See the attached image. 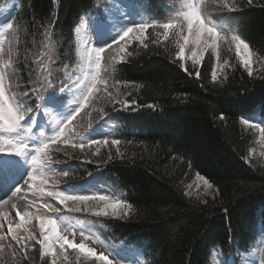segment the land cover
Segmentation results:
<instances>
[{
	"label": "trees",
	"instance_id": "16d2710c",
	"mask_svg": "<svg viewBox=\"0 0 264 264\" xmlns=\"http://www.w3.org/2000/svg\"><path fill=\"white\" fill-rule=\"evenodd\" d=\"M167 1H148L156 23L168 21L160 6ZM17 2L9 82L20 96L29 79L25 65L31 67L33 80L43 81L50 70L53 86L74 66V28L100 1ZM231 4L237 6L229 13L236 20L232 29L249 45V66L239 62L234 48L224 49L222 44L217 62L227 60L233 66L223 68L215 81L212 51L205 53L199 66L182 63L176 59L177 38L166 39L162 28L149 27L139 39L130 40L114 62L106 57L115 48L106 51L95 92L99 96L90 97L80 108L66 136L69 141L80 134L77 145L84 147L58 142L49 153L51 162L69 174L60 175L54 184L77 190L87 176L95 177L98 186L111 190L113 195L108 196L130 205L125 209L127 218L90 219L108 244L136 249L138 264H210V250L215 249L224 256L231 254L237 263L256 249L257 243L253 250L251 245L259 236L257 220L264 223V154L255 152L259 131L250 120L264 126V0H253L251 6L247 0ZM50 42L51 61L46 47ZM53 86L44 93H51ZM221 113L226 120L219 119ZM108 125L116 127L103 138L107 143L90 144L88 137ZM113 139L121 143L113 145ZM198 175L212 187L191 191L189 185ZM45 196L59 210L54 198ZM27 229L39 235L33 223ZM8 241L11 236L3 242L0 264H52L53 255L41 257L34 240L28 241L32 247L27 259L7 246ZM67 255L68 260L64 255L55 257V264H104L69 249ZM259 262L264 264V241Z\"/></svg>",
	"mask_w": 264,
	"mask_h": 264
},
{
	"label": "snow or ice",
	"instance_id": "6c2138e0",
	"mask_svg": "<svg viewBox=\"0 0 264 264\" xmlns=\"http://www.w3.org/2000/svg\"><path fill=\"white\" fill-rule=\"evenodd\" d=\"M53 3H56V0H53ZM247 4L249 6L253 5V0H247ZM225 9L230 12L236 11L237 6L235 4H229L227 0H221V4L218 8V11H224ZM52 24L54 27L55 22L53 21ZM6 27L11 29L13 25L8 23L6 24ZM149 27L162 28V35L166 39L169 38V36L177 38V60H183L185 58L186 45H189V43L194 45V47H190L188 49L191 52V56L188 58L192 60L194 66L200 63L201 58L204 56L205 51L209 48V46H212L214 49L218 50V41L221 39H226L225 36L221 35L224 32V28H218L208 17L205 0H185V3L183 4L182 8L177 11L172 17H170L167 22L161 24L153 21L152 23H139L135 26L127 27L119 35V40L116 41V43L119 44L120 41H123L124 44H127L128 39L126 38H130V34L136 33L139 36H143L145 30ZM45 32H48L47 28L45 29ZM48 39L50 41L51 37L49 36ZM231 41L235 42L237 55L239 56L241 63L245 66H249V59L247 55L249 45L243 39H241L239 35H232ZM144 46L147 47L146 44ZM46 47L48 48L49 60L51 61L53 60V56L51 54L54 52V45L50 42L46 45ZM111 47L112 44L102 48L89 49V66L94 67L96 71H94L92 75L91 83L85 86L86 92H82V103L79 105L78 108L75 109V112H79L80 108L83 107L84 104L88 103L89 97L92 96L94 90H97V83L99 82L97 79V77L99 76L98 70L100 69L102 59L101 54L105 52L106 48ZM242 49L243 54L241 52ZM119 51L125 52L126 49L121 46L119 48ZM2 52L3 49L0 48V53ZM127 55L131 56L132 53L127 52ZM217 55L219 56L218 51ZM226 63L227 62L225 61V64ZM25 66L29 68V79L21 90L20 98L12 96L10 100L5 98L6 76L4 71L0 70V141H2L3 143V147H0V153L14 154L17 156H23L25 154L26 150L28 149V145L22 143L21 140L17 138L18 134L22 130H24L25 134H27V130L23 129L22 122L30 114L34 113L37 110H41L40 102L36 103L34 98L41 101L44 96L43 90H45L46 88H51L53 86L52 80L48 78L52 76V72L50 70L48 71V75L43 78V81L33 80L31 67L29 65ZM7 67L8 65L5 64L4 68L6 69ZM181 70L184 71L186 74L191 75V73L188 72V69L186 67L181 66ZM248 74L249 76L252 75L250 67ZM196 76L197 78L200 77L199 70H197ZM213 79H215V73H213ZM105 90L107 91L106 81ZM60 91H65V88H61ZM31 101H35V103H30ZM75 112H73L65 120L71 122L75 118ZM219 119L226 120L227 118L223 113H221ZM62 122L63 121H58L57 123L59 124ZM245 122L248 121L245 120ZM253 126L259 127L260 138L264 140V126H258L257 124H254ZM66 131L67 129L65 127H60L59 131L56 132L55 135L51 136L49 139L41 141L39 145L33 149L29 159L31 171L24 182L28 185V189L31 190L33 188V182L36 180L37 174L39 173L41 176L40 194L53 197L62 204L66 201H72L73 203L77 204L78 206L76 207L70 206L68 208L70 212L91 211L92 214L96 216H108V208L111 207L113 216H116L120 219L127 218L128 212L124 211V209L129 208L130 205L123 203L120 200H112V198L108 195H71L63 191H44L43 169L45 168L47 162L51 159L48 155L50 144L58 143L61 138H64V142L68 143L69 141L67 137H65ZM89 143H100V141L90 140ZM104 143H107V140H105ZM111 143L113 145H119L121 141L119 139H113ZM71 146L73 148H76L77 146L83 148L84 144L80 143L79 145H77L75 141H72ZM93 154L97 155L98 152ZM68 175V173H63V176L65 177H67ZM197 178L199 180H203L206 187H212L209 181L203 176L198 175ZM189 187H191V185H189ZM20 192L21 186L16 187L9 198H7L6 200H0V204H9L12 197L17 196V194ZM110 200H112V202L108 203ZM101 203L104 204L103 208H100ZM32 204L33 202L29 201V205L31 206ZM11 207L13 209H16V203L12 202ZM40 207L44 209H50L52 211H59L58 209L52 208L47 201H42ZM29 216V211L26 210L21 212L17 210L16 217L20 220V223L15 225V229H13L11 223H9L8 233L0 234V252H3L5 250L6 245L3 242L6 241L8 236L10 235L11 241H8L7 246L12 247V250L14 252L23 253V257L25 259L28 258V250L30 247H32V245L28 243V241L31 239L35 240L36 243L40 245L41 257L52 253V264H55V257L60 255H64V259L68 260L67 250L69 247L73 250L85 252L88 256H93L98 260L104 261V264H113V262L109 260V257L107 255H104L103 253L97 254L95 251H93V249L86 248L83 243L77 245L76 243L69 241L65 236L58 234L57 222L55 219H45L37 214L36 218L39 220L40 227L39 237L33 235L28 229H25L26 232H29L28 236L20 234L17 230L21 229L28 222ZM0 217H4L5 219H7V214L4 212H0ZM2 228L3 224H0V229ZM12 241H15V246L12 245ZM57 244L59 245V251H55Z\"/></svg>",
	"mask_w": 264,
	"mask_h": 264
},
{
	"label": "rangeland",
	"instance_id": "374dc122",
	"mask_svg": "<svg viewBox=\"0 0 264 264\" xmlns=\"http://www.w3.org/2000/svg\"><path fill=\"white\" fill-rule=\"evenodd\" d=\"M113 1V0H112ZM125 0H121L119 4L118 2H114L111 4H108V7H106L107 9H105L104 11V16L105 18H100V16H97L96 18H98L96 20L93 19V17L89 18V20H93L92 23H98L100 21H104V23L102 22L100 24V28L97 29V32L102 40H100L101 42V47H106L107 43H113L119 40V35L122 33V31L124 29H126L128 26L125 27L126 23H125V15H124V11L128 10L130 8V5H122L125 4L124 3ZM232 0H227V2L229 4H231ZM185 3V0H181L178 4H176V6L174 7L175 12L179 11L183 4ZM212 4V2H208L207 3V7H209V11L213 13V17L211 16L212 14L207 13L208 17L212 20L213 24H215L218 28L223 29L224 31H226L227 33H222V36H225L226 39H221L218 41V45L219 47L222 44H225L224 46L226 48L224 49H230L234 48L236 54H237V50H236V46H235V42L231 41V36L235 35L234 32H230V29L228 27V25L233 28L236 26V20L234 18L231 17V15L229 14L230 11L228 10H224V11H218V8L220 7L221 4V0H216L213 4H212V8H210V5ZM15 8V5H11L8 8H4L3 11L0 12V24H3L9 17V15L11 14L12 10ZM131 17L133 18L132 21L134 20L135 23H143L144 20L147 19L146 16H144L143 12L141 10H139L137 7L135 8L134 12L130 11ZM127 14V15H130ZM213 18L215 20H213ZM220 21V22H217ZM228 24V25H227ZM86 27V21L82 20V22L79 23V25L76 28V40L78 42H76L77 45V59L80 62L79 67L73 69L70 73H68L66 76H69V79H71L72 81L77 83V88H75L73 90V93L71 95L70 100H72V105L68 106L69 104H66L63 109L59 112V114H57V118L52 122V135H55L56 132L59 131V128L62 126V123H57L58 121H64V119L71 113L72 108L76 107L78 102L81 100L82 97V92L86 91V85L91 83L92 80V75L94 73V71H96L94 69V67H90L89 66V61H88V51L89 49H94L93 45L86 41L80 42V36L82 35ZM7 28V27H6ZM5 26H0V32L4 31ZM96 30V29H95ZM4 33V32H3ZM5 34V33H4ZM4 34H1V41H0V45H2V40H3V36ZM98 36V35H97ZM98 36V38H99ZM139 35H137L136 33H132L130 34V38H126L128 39V43L130 42V40L132 39H139ZM99 38V39H100ZM191 39V38H190ZM231 41V42H229ZM127 43V44H128ZM127 44H124V42L121 43L120 46L116 47L115 50H113L109 56L106 57V60L109 61H113L117 58H120L121 54L123 52L119 51V48L121 46H123L124 48L126 47ZM190 47H194V45H192L191 43H189V45L185 46V58L182 61V63L184 62H189L193 65L192 60L189 59L188 57L191 56V52L188 50ZM218 47V50L220 49ZM217 49H214L212 46H209V48L205 51V53L207 51H212L213 53V57H214V71L213 73H215V81L218 80V77L221 75L222 73V69H228L230 67H232L233 65L228 64L227 60H226V64L225 61L224 63H219L220 59L217 62ZM242 54H243V49L241 50ZM205 55V54H204ZM248 55V59H249V65L252 61V57H251V53L248 50L247 52ZM204 57V56H203ZM200 63L196 64L197 66H199L202 62V59ZM93 58H94V53H93ZM239 62L240 58L238 56ZM5 64H7L9 66V64L7 63V61L5 62ZM242 64V63H241ZM184 65V64H183ZM195 65V66H196ZM244 65V64H242ZM0 70L3 71V68H0ZM73 72V73H72ZM5 73V72H4ZM12 70L9 69L8 71V75H12ZM6 76V73H5ZM213 77V75H212ZM7 78L5 79V98L10 100V95L8 93L7 90ZM9 85V84H8ZM13 91L15 92V89L12 87ZM95 92H97V90H94ZM93 93L91 97H97L99 95H97L96 93ZM106 92L104 91V95ZM69 100V101H70ZM52 112L57 111L55 108H51ZM69 109H71L69 111ZM50 110V109H49ZM64 115V116H63ZM250 122H252V124H257L258 126H261L259 123L257 122H253V120H250ZM252 125V126H253ZM254 131L258 132L259 131V127H254L253 126ZM23 132H20L18 134V139L21 140L22 143H25L28 145V149L26 150L25 154L23 156H17L14 154H7L5 153L3 155V157L0 159V189H1V197L3 198L4 196H11L12 192L15 190L16 187L21 186V192L17 194V196L12 197L9 205L7 207H4L3 209L0 210V212H4L7 214V219H5L4 217H0V224H3V228L0 229V234H7L8 233V227H9V223H11L13 229H15V225L20 223V220L17 219L16 217V212L17 210L23 212V211H29L30 216L28 219V222L19 230H17L20 233V230L22 232H24V234H28L25 231V227L28 224H34L35 228L37 230V232L40 235V227H39V220L36 218L37 214L45 219H55L57 222V232L58 234H61L63 236H65L69 241L76 243L77 245H79L80 243H83L85 245L86 248H91L93 249V251H95L97 254L103 253L104 255H107L109 257V260L113 262V264H134L132 262H138L137 259H139L140 255L138 252L135 253V250H132L130 248H124L121 245H116V246H109L106 245V243L104 242V238L101 234V231L97 230L95 228V226L93 225V221L90 218H84L81 217L83 215L87 216V212H75V214L81 215V216H77L74 214V212H70L68 210V208L71 207H76L78 206L77 204L73 203L72 201H66L63 204L61 202H59L58 200H56V202L58 203V206L61 207L60 212L59 213H64L67 214L68 212H70V214L64 216V218H62V216L58 215V214H50L47 215L46 213L41 212V210H39V212H41L42 214H39L37 212L38 208H40V204L42 201H45L44 195L40 194V181L41 178L39 176V173L37 174V178L36 180L33 182V188L31 190L28 189V185L25 184V180L27 179L30 171H31V166L29 163V159H30V155L32 154L33 151V142H35L36 137L35 136H31L30 139L28 140L23 134ZM3 144V143H2ZM257 150H255V152H257V155L262 156L264 154V140H262L260 138V133L258 132L257 134ZM7 163L8 165V170H3V164ZM10 169V170H9ZM18 176V180H16L17 183H15V188L13 189H6L9 188L6 186L5 181L7 179H11L12 177H16ZM191 187L189 188L191 191H207L208 187L205 186L203 180H199L198 178L194 179L192 181V183L190 184ZM4 196H3V195ZM85 195H92V194H85ZM9 196V197H10ZM23 197V198H21ZM113 200V199H112ZM112 200H110L108 203H111ZM29 201H32L33 204L30 206L29 205ZM12 202H15L17 205L16 209H13L11 207ZM82 206V205H79ZM104 204L101 203L100 204V208H103ZM42 208V207H41ZM124 211H126L124 209ZM108 212L109 215H112V209L111 207L108 208ZM102 216V215H100ZM113 216V215H112ZM115 218H117L116 216H113ZM67 218H72L75 219L77 222H79V225H76L73 222H68L66 219ZM96 224H99L98 221H96ZM39 235L37 237H39ZM10 236V235H9ZM259 238V243L261 245L262 242V237H258ZM257 238V239H258ZM257 239L252 243L251 245V250L254 249L256 243H257ZM34 244L39 246V251H40V245L38 243H36V241L34 240ZM258 244V246H256L257 248L254 249V251L252 253H248L246 255H244L243 257H240L239 262H235L234 258L231 254H228L226 256H224L223 254L220 253L219 250L215 249V250H210V258H209V262L210 264H260L259 262V251L261 249V246ZM56 248H59V245L57 244ZM71 251H74L75 254L78 257H83L85 259H96L93 256H88L87 253L85 252H81L78 250H73L70 247L68 248ZM122 253H128L129 254V259H127L125 256H122ZM52 255V253H49ZM47 254V255H49ZM131 255V256H130ZM130 261V262H129Z\"/></svg>",
	"mask_w": 264,
	"mask_h": 264
},
{
	"label": "bare ground",
	"instance_id": "6f19581e",
	"mask_svg": "<svg viewBox=\"0 0 264 264\" xmlns=\"http://www.w3.org/2000/svg\"><path fill=\"white\" fill-rule=\"evenodd\" d=\"M146 1H149V0H146ZM263 125H264V123H263ZM4 196V195H3ZM10 196V195H9ZM9 196H4L3 198H0V200H6L7 198H9ZM0 197H1V195H0ZM10 203V202H9ZM9 204H0V210L1 209H3L4 207H7ZM260 219V218H259ZM257 225H258V227H260V228H263L264 227V223L261 221V219L260 220H257ZM21 232V231H20ZM128 250V249H127ZM125 254V257L127 258V259H129V254L128 253H124ZM131 256V255H130ZM130 262V261H129ZM132 263H134V264H137V262H132Z\"/></svg>",
	"mask_w": 264,
	"mask_h": 264
}]
</instances>
